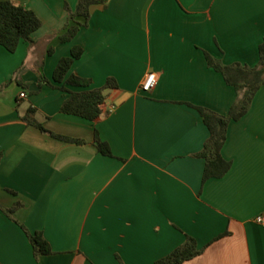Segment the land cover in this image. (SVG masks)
Here are the masks:
<instances>
[{"label": "crops", "instance_id": "0c3cea01", "mask_svg": "<svg viewBox=\"0 0 264 264\" xmlns=\"http://www.w3.org/2000/svg\"><path fill=\"white\" fill-rule=\"evenodd\" d=\"M10 1L41 26L14 52L0 45V264H153L187 236L201 251L182 264H264L254 220L264 214V85L228 124L221 178L203 180L197 153L209 132L193 107L227 114L236 92L205 54L255 66L264 0H100L68 42L59 35L84 22L69 20L79 0ZM74 46L82 54L69 73L91 88L117 84L92 121L60 112L66 92L37 84L53 83ZM148 72L157 79L145 92ZM30 108L48 132L24 123ZM20 224L52 253L35 256Z\"/></svg>", "mask_w": 264, "mask_h": 264}, {"label": "trees", "instance_id": "16d2710c", "mask_svg": "<svg viewBox=\"0 0 264 264\" xmlns=\"http://www.w3.org/2000/svg\"><path fill=\"white\" fill-rule=\"evenodd\" d=\"M100 0H79L74 12L69 13V20L75 17H82L84 22L74 21L68 24L65 31L59 35L61 42L70 41L80 26L86 25L89 16V6ZM68 9V6H66ZM41 26V20L36 14L20 4L10 0H0V45L7 51L14 52L21 40L32 41V34ZM82 54V48L74 46L68 56L62 57L55 66L52 73V84L45 79H38L37 84L41 86L47 83L52 87L66 92L67 96L62 101L60 112L76 115L87 120H94L102 113V106L107 97V90L117 88L113 79H107L102 87L91 88V80L69 73L73 62ZM206 63L209 67L219 72L225 83L232 86L236 92V99L230 106L227 114H220L210 109L193 106L202 118L203 124L208 129L209 135L202 150L197 156L205 160L203 170V180L209 178H221L230 168V162L221 155V148L226 139L228 124L237 121L246 114L250 108L252 99L258 89L264 85V38L258 45V62L255 66H248L241 63L222 64L219 60L209 54H205ZM34 109H29L22 120L27 125H32L42 132L48 130L34 119ZM54 138L68 142H82L80 139H72L55 133H50ZM95 146L103 155L111 156L108 144L99 139H95ZM16 203L5 212L12 214L18 207ZM26 233L32 247L34 255L50 254L52 250L44 239L41 232L28 231L20 224ZM195 240L187 236L185 242L172 250L169 254L153 262V264H182L184 261L193 258L200 253Z\"/></svg>", "mask_w": 264, "mask_h": 264}, {"label": "built area", "instance_id": "2783aa9c", "mask_svg": "<svg viewBox=\"0 0 264 264\" xmlns=\"http://www.w3.org/2000/svg\"><path fill=\"white\" fill-rule=\"evenodd\" d=\"M156 79H157V76H156V73L154 72H148L145 77L143 78L141 84H140V89L142 91H149L150 89H152L155 84H156ZM20 97H25V93L24 91L20 92ZM255 222L258 223V224H261L262 226H264V214H260V215H257L255 218H254Z\"/></svg>", "mask_w": 264, "mask_h": 264}]
</instances>
